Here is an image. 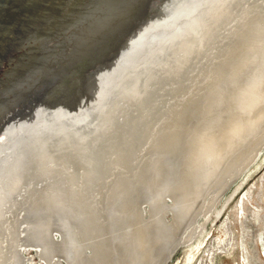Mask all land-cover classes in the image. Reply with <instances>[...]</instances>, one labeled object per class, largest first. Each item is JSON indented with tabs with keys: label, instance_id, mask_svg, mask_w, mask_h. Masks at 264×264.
<instances>
[{
	"label": "rangeland",
	"instance_id": "374dc122",
	"mask_svg": "<svg viewBox=\"0 0 264 264\" xmlns=\"http://www.w3.org/2000/svg\"><path fill=\"white\" fill-rule=\"evenodd\" d=\"M257 33L262 36L257 37L256 46L255 43L249 45L255 46V50H249L244 55L248 68H241L238 75L246 79L261 72L264 70V0H256L121 131L88 145L78 165L74 162L76 156L68 160L64 156L53 162L56 168L46 178L36 177V173L30 181L28 176L24 178L18 191L0 206V264H66V261L67 264H115L117 259L108 237L111 220L108 218L110 208L107 207V200L116 184L117 188L123 186L124 191L127 189L124 198L116 199V205L127 208L130 218H142V222L151 227L150 231L160 229L164 234L168 229L167 233H171L170 246L166 244L164 251L161 250L157 264H264V124L244 143L243 154L237 164L226 163L224 172L219 174L214 171L210 179L197 187V195L185 213L178 212L176 191H173L174 185L170 186L180 175V156L189 128L199 122V108L203 112L207 105L205 111H209L205 113L211 114L215 113L213 109L216 111L220 104L223 105V101L218 99L220 102L217 101L216 108L213 103L216 96H209L208 93L215 87L217 79H226L229 66L237 57L233 54L239 43L248 45L247 41ZM225 84L226 91L234 85L231 81ZM150 166V170L154 168L152 173ZM157 166L158 170H155ZM60 183L65 187L64 197L68 204L65 215L72 217L75 223L67 224L70 230H66L62 225L64 218L53 215L50 243L54 250L50 255L46 244L40 240H24L23 230L48 214L40 207L30 212L32 209L30 201L25 202V191L28 184H33L30 188L40 191L35 196L40 200L39 196H47L48 192L52 195L56 190L54 185ZM151 216L154 218L151 219ZM27 218L30 225L24 223ZM59 223L64 228L59 227ZM65 233L73 238L70 243L73 246L66 245L64 250L57 251L64 241L63 237L66 239ZM39 253L43 257H38ZM92 256L99 262L95 263Z\"/></svg>",
	"mask_w": 264,
	"mask_h": 264
},
{
	"label": "water",
	"instance_id": "95a60500",
	"mask_svg": "<svg viewBox=\"0 0 264 264\" xmlns=\"http://www.w3.org/2000/svg\"><path fill=\"white\" fill-rule=\"evenodd\" d=\"M256 0H0V199L119 132Z\"/></svg>",
	"mask_w": 264,
	"mask_h": 264
},
{
	"label": "bare ground",
	"instance_id": "6f19581e",
	"mask_svg": "<svg viewBox=\"0 0 264 264\" xmlns=\"http://www.w3.org/2000/svg\"><path fill=\"white\" fill-rule=\"evenodd\" d=\"M244 28H245V26H244ZM261 36L258 33L256 34V36H255V34H253V37H251V39L247 41L248 45L246 43L241 42V43H239L238 48H236L234 46L236 48V49L234 48L236 50V52L234 50L235 54H233V57H235V56H237V57L234 58L235 59L234 62L232 63V65L229 66L228 74L225 76L226 79L225 78L223 80L217 79V81L215 83L217 86L215 85V87L211 88V91L208 93L209 96L210 95L216 96L215 101L214 102L211 101V102L215 103V107L218 104V102H220V101H218V99H221V102L223 101L222 102L223 105L221 106V104L219 103L220 106L218 105L219 107L218 108L216 107L217 110L216 111L214 109L212 110L215 113H211V114L205 113V112L209 111V110L205 111L207 105L204 107L203 112L200 111L201 108H199V111H198V114H199L198 121L199 122H197L196 124L191 126L188 130L189 134L185 139L184 147H183L184 150L180 156V158L182 159V161H181L182 168L180 169L181 171H178V172H180V175L178 178H176V180L174 182L171 181L174 184H172V183L170 184V186L174 185L173 191H176L175 192V195H177L176 202H177V206L179 207L178 212L185 213L187 211L189 204L194 200L195 196L197 195L196 194L197 193L196 192L197 187L203 185L208 180L210 175L212 176L214 171H217L220 174L221 172H224L223 167L226 165V163H229V164L231 163L230 165H235L238 163L239 160H241V156L243 154L242 147L244 146V143L246 141H248V139H250L253 135H255L257 130L261 126H263V124H264V70H261V72L254 75L251 72L252 69H250L251 70L250 72L252 75L251 76L249 75L246 79H241L242 76L239 77V75H238V74H240L239 71H241V68H243L244 66L248 68V66H246L247 58H244V55L245 54L247 55V51L254 49V47L257 44L255 42L256 39L258 40V38H260ZM262 38L264 39V37H262ZM252 44H254L255 46L254 47L249 46ZM263 53H264V51H263ZM238 54H239V56H238ZM230 55H231V53H230ZM263 58H264V56H263ZM248 62H250V61H248ZM252 63L253 62H251V64ZM257 63H258V61H257ZM257 65H259V63ZM255 68H257V66H255ZM244 71H245V69H244ZM230 81H231V83L233 82L234 85H233V87L230 86L231 90L226 91L225 90L226 87H223L224 86L223 84H225V82H230ZM219 95H220V98H218ZM201 112H202V114L200 115ZM205 114H207V117L205 116ZM87 146L74 151V153H75L74 155H72L73 152H71L67 155H64L66 160H68L70 157H72L71 159H73L76 156L74 162H76V164L78 165L80 159L84 156V152H86ZM69 155H71V156H69ZM64 156H62V157H64ZM57 160H58V158L51 161V162H48L44 165H41L37 168H34L27 175L29 177V181L31 179V176L34 175V173H36V177L39 176L41 178H46L47 175H51L52 170H55V168H56L53 162L57 161ZM179 164L178 165L176 164V166H179ZM152 167H154V166H152ZM150 169H151V166H150L149 170ZM152 170H150L151 173H152ZM155 170H158V166L156 167ZM155 175H157V174L155 173ZM160 176H161V174H160ZM53 177H54V174H53ZM38 179H40V178H38ZM37 181H39V180H37ZM99 181H103V180L100 179ZM20 182L14 188H12L3 198L0 199V206L3 204L4 201H6L10 196L15 194L16 191H18V187H19ZM154 182L155 181H153V183ZM102 184H104V183H102ZM32 185L33 184H28L26 191L24 190L25 194L27 195L25 202H27L28 200L30 201V206L32 209L31 210L29 208L31 210L30 212H34L33 210L43 208L44 211L47 212L48 214H46V218L43 217V220L40 219V222L33 223L31 225L29 224L30 219L28 220V218H27V220L24 221V223L26 222L30 226L27 227V224H26V227H27L26 229L21 228L22 230L24 229L23 234L25 235V239H24V237L22 239H24V240L27 239L31 242L33 240H36V239L40 240L41 242L46 244V247L49 251V254L51 255V251L54 250L53 244L50 243V238H51L50 237V234H51L50 233L51 232L50 221H51L52 217L55 218L53 215L59 216L60 219L64 218L63 220H65V221L62 222V225H65L64 227H66V228H64L60 223H59V227L62 226L66 230H70L69 227H67V224H70L72 222L71 224L74 225L75 221H73L72 217L66 216L67 214L65 215V213H66L65 208L68 206V204L66 203V199L64 197L65 196L64 195L65 187L62 183H60L59 185L57 184L56 186L53 184L55 189H56V190L54 189L55 190L54 193L51 195L50 194L51 192H48L49 195H47V196L44 193L45 195H43L42 197L39 196L40 200H37V198H35L36 195L40 194V193H38L39 190H36L35 188H30V187H32ZM120 186H121V184H120ZM49 187H51V186H49ZM116 188H117V184L113 186L112 190H110V193L108 194V200H107V207L110 208L109 209L110 213L108 215V218L112 222V223L110 222V224H109L110 225V229H109L110 233H109L108 237H110L111 249L113 250L114 255H115V256L114 255L113 256L116 257V259H117V261H115V264H157L158 263L157 261H159L158 259H159V255L161 253V250H163V248L166 247V244H167V246H170V245H168V242L172 240L171 233L170 234H169V232L167 233L168 229L165 226L164 227L167 230L164 232V234L160 231V229H159V231H153V230L150 231L151 227H149V224H146L147 222L146 223H144V221L142 222L141 217H140L141 220L139 218L137 219L136 216L134 217V214H133L134 218H130L127 214V210H126L127 208L124 209V208L116 205V203H117L116 199L118 197L120 198V200L122 198H124L125 197L124 193L127 191V189L124 191L122 189L123 186L121 188L118 187L117 188L118 190H116ZM166 188H168V185ZM47 190H48V187H47ZM155 191H156V189H155ZM128 198H132V195H131V197H129V195H128ZM136 199H138V198L136 197ZM121 203H122V201H121ZM174 203H175V201H174ZM130 207H132V204ZM125 210H126V213H125ZM135 210H136V208H135ZM160 211H161V209H160ZM173 211L175 212L174 208H173ZM151 212H153V211H151ZM133 213H134V211H133ZM175 214H176V212H175ZM36 215H37V213H36ZM180 215H181V213H180ZM137 216H138V214H137ZM153 216L155 217V215H153ZM153 216H151V219ZM174 217H176V216L174 215ZM36 218H37V216H36ZM32 219H33V215H32ZM56 219H57V217H56ZM56 219L54 220L55 222H56ZM67 219H68V221H67ZM63 220H60V221H63ZM150 221L151 220H149V222ZM173 221H174V218H173ZM160 222L162 223V221H160ZM56 223L58 224V220ZM52 224H54V223L52 222ZM23 227H25V226H23ZM58 228H57V231L60 230ZM154 228H155V226H154ZM161 229H162V227H161ZM170 231H172V229H170ZM62 233H64V231ZM67 233H65V235ZM121 234L123 235L122 238H121V236H122ZM71 235H72V232H71ZM71 235L67 234L66 239H65V237H63L64 241L60 243L61 245H59V248L56 247L57 251H59V250L62 251L64 246L66 248V245H68V246L70 245L71 239L73 241V238H74L73 235H72L73 238H71ZM60 238L62 241V237H60ZM36 242H35V244H36ZM24 244H27V243H24ZM28 244H30V243H28ZM169 244H170V242H169ZM23 246H25V245H23ZM34 246H36V245H34ZM37 246H39V245H37ZM29 247H31V246L29 245ZM71 249H73V248H71ZM71 249L69 248V250H71ZM65 250H67V249H65ZM165 250L167 251L168 249L165 248ZM66 254H68V253H66ZM42 255H44V254H42ZM73 255H75V254L73 253ZM38 257H43V256H41V254H40V256H38ZM64 258L66 259L67 257L65 256ZM162 259H163V256H162ZM18 260H20V259L18 258ZM71 260H72V258H71ZM46 261H47V259H46ZM48 261H49V259H48ZM161 261H160V263L163 262V261L162 262ZM164 261H166V260H164ZM66 264H67V261H66Z\"/></svg>",
	"mask_w": 264,
	"mask_h": 264
},
{
	"label": "flooded vegetation",
	"instance_id": "af4514ba",
	"mask_svg": "<svg viewBox=\"0 0 264 264\" xmlns=\"http://www.w3.org/2000/svg\"><path fill=\"white\" fill-rule=\"evenodd\" d=\"M92 260H94L95 263L99 262V260H97L94 256H92Z\"/></svg>",
	"mask_w": 264,
	"mask_h": 264
}]
</instances>
